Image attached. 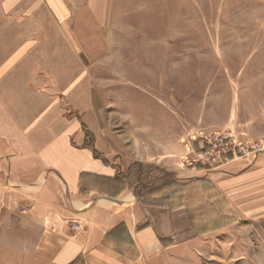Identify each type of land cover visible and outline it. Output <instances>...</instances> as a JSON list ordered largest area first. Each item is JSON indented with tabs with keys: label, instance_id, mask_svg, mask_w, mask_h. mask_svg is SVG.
Segmentation results:
<instances>
[{
	"label": "rangeland",
	"instance_id": "1",
	"mask_svg": "<svg viewBox=\"0 0 264 264\" xmlns=\"http://www.w3.org/2000/svg\"><path fill=\"white\" fill-rule=\"evenodd\" d=\"M91 5L75 38L85 65L76 95L99 116L103 151L111 155L97 153L88 122L81 129L95 156L117 170V190L128 184L149 221L143 226L169 234L170 242L241 227L263 246L264 5L101 0L95 11ZM70 105H64L69 119L86 116V109ZM3 188L9 199L30 197L27 186ZM11 209L5 208L16 213ZM12 227L0 223L2 235ZM219 235L220 248L238 238ZM24 245L0 237L4 264ZM207 246L199 244V264H209ZM215 256L214 264H225L222 254Z\"/></svg>",
	"mask_w": 264,
	"mask_h": 264
},
{
	"label": "crops",
	"instance_id": "2",
	"mask_svg": "<svg viewBox=\"0 0 264 264\" xmlns=\"http://www.w3.org/2000/svg\"><path fill=\"white\" fill-rule=\"evenodd\" d=\"M88 3L94 11L101 6V0H0V223L14 222L5 235L0 228V237L25 242L6 264H199V244H209V264L216 253L225 264H264V245L256 246L251 229L170 242L169 234L143 226L149 221L131 187L117 190V170L87 146L81 126L88 122L97 153L111 155L103 151L93 103L76 95L85 65L74 47ZM67 102L86 116L69 119ZM7 184L27 186L30 197L7 198ZM13 207L16 213L5 210ZM235 233L236 242L222 248L214 242Z\"/></svg>",
	"mask_w": 264,
	"mask_h": 264
},
{
	"label": "trees",
	"instance_id": "3",
	"mask_svg": "<svg viewBox=\"0 0 264 264\" xmlns=\"http://www.w3.org/2000/svg\"><path fill=\"white\" fill-rule=\"evenodd\" d=\"M137 198H139V196H137Z\"/></svg>",
	"mask_w": 264,
	"mask_h": 264
}]
</instances>
